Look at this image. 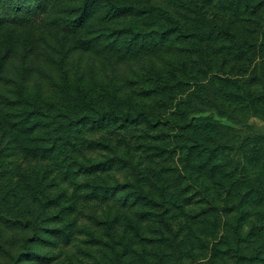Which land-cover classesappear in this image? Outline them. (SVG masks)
I'll return each instance as SVG.
<instances>
[{
	"label": "trees",
	"instance_id": "trees-1",
	"mask_svg": "<svg viewBox=\"0 0 264 264\" xmlns=\"http://www.w3.org/2000/svg\"><path fill=\"white\" fill-rule=\"evenodd\" d=\"M36 28L57 42L38 43L46 70L28 38L15 46ZM14 48L39 69L34 85L5 75ZM95 48L112 72L72 75ZM254 117L264 120V0H0V200L24 203L10 225L0 217L23 233L0 228V256L190 264L211 250L209 264H264ZM54 159L52 191L38 167Z\"/></svg>",
	"mask_w": 264,
	"mask_h": 264
},
{
	"label": "rangeland",
	"instance_id": "rangeland-1",
	"mask_svg": "<svg viewBox=\"0 0 264 264\" xmlns=\"http://www.w3.org/2000/svg\"><path fill=\"white\" fill-rule=\"evenodd\" d=\"M152 1L155 0H133V2L135 3H150ZM16 34V33H15ZM26 38L29 39V41L33 42V58L36 59H41L43 68L46 70L47 68V57L44 55V52H42V50H40V48L38 47V43H44L45 40L49 39L51 44H57L56 40L54 38H50L49 36L46 35V33H43V31L40 28H36V29H32V30H28L25 33V30L21 31L18 35V39H16V45H19V49L22 48V46L26 43ZM80 50H75V52H71L70 54H67V58L68 56L72 57L74 54L77 53V55L75 56V58L80 57L81 55H84V52H79ZM96 51L95 56L93 54H88L85 53L83 60H80L79 62L73 61L71 62V70L73 71L72 75H75L76 72H79V74L85 73L87 76L91 75V74H100L103 72H108L111 73L112 72V67H104L102 65V60H104L103 57H98V49L95 48L94 52ZM83 53V54H82ZM39 54L37 57L36 55ZM105 59L107 60L109 55L108 53L103 54ZM102 56V55H101ZM112 57H114V55H112ZM115 60V59H114ZM29 61H30V57L25 58L24 56H22L21 51L18 50L17 48L13 49V56L11 57V60L9 61V64L7 65L6 71H5V75L8 77H16L19 76V78H21L22 76L24 77H28V80L31 82V85H34V82L37 81L40 77V74H38L39 69H35V65L34 63L31 64V68H29ZM76 64V66H73V64ZM28 67V69H26ZM127 69V66H124ZM33 71H36L35 73ZM251 122L254 123L255 127L257 129H259L260 131L264 132V120L260 119V118H252ZM89 138H97L98 136H100V134H88L87 135ZM119 144H122L119 142ZM122 148V147H121ZM8 154H11L12 151L7 150L6 151ZM58 161H56V159L54 160H49V161H41L40 166L38 167L39 170H41V174L42 175H46V177H48L47 179V187L48 190H55V186H57L58 183L62 182V178H58L57 180L54 179L55 174H57V164ZM31 167H35V162H30L29 164ZM28 166V164H27ZM116 176L118 179L123 180L125 177L129 176V172L127 170H121V171H117L115 172ZM58 187V186H57ZM13 190V188L9 189V191L11 192ZM14 193V192H12ZM24 203H17L16 208L14 207L12 210V203H10L7 200L3 201L0 200V217L1 218H6V221L8 222V224L10 225L9 222H11L13 218L17 217L19 214V212H23V205ZM8 226V225H7ZM0 228H6L5 231L7 233V237H11L12 239L15 240H20L21 236L23 235V233L17 231L16 229H11V227H5V225L1 226ZM45 252L49 251L48 249H43ZM55 252V251H52ZM194 258L189 259V263L190 264H209V259L211 257V250L208 251H202L200 253H196L194 255ZM193 257V255H192ZM7 254H3V256H0V262H7ZM208 260V261H207ZM225 264H236L234 263L233 260H225ZM26 264H33L32 262H28ZM217 264V263H214ZM224 264V263H221ZM239 264H262L259 261H255V262H248V261H241Z\"/></svg>",
	"mask_w": 264,
	"mask_h": 264
}]
</instances>
